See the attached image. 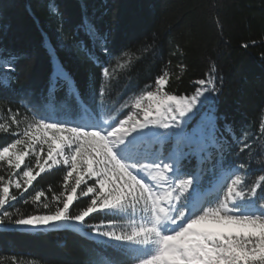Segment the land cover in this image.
Listing matches in <instances>:
<instances>
[{"label": "trees", "instance_id": "1", "mask_svg": "<svg viewBox=\"0 0 264 264\" xmlns=\"http://www.w3.org/2000/svg\"><path fill=\"white\" fill-rule=\"evenodd\" d=\"M85 17L108 34L107 53L82 27ZM10 53H16L14 60ZM57 65L70 73L77 95L66 99L67 89L58 87L55 96H47ZM104 68L108 76L103 75ZM164 72L168 84L163 91L177 96L193 95L200 87L197 82L211 74L219 92L209 97L206 107L215 109L221 126L232 125L233 140L238 137L251 146L236 163L251 162L252 170L241 175L246 177V187L256 184L264 176L258 163L264 161V0H0V124L7 128L15 114L19 123L12 124V132L20 133L13 136L0 130V145L24 140L17 150L29 152L25 163L35 174L37 154L47 168L48 151L47 144L39 141L34 149L28 148L29 140L23 135L38 119L35 109L76 123H95L97 113L102 120L118 122L136 111L132 106L140 97L142 107L158 103L163 92L151 101L146 92L157 91L155 79ZM198 116L188 122L189 127ZM22 169L26 170L23 164ZM66 173L67 166H54L24 191L23 182L21 189L14 187L22 171L0 162V176L13 181L10 196L18 197L0 209V216L7 211L14 220L62 207L53 197L63 193V199L70 191L64 184ZM215 182L205 171L200 200L215 203ZM73 183L69 178L68 184ZM38 191L44 196L33 202ZM88 202L87 198L74 202L70 215L78 214ZM113 218L95 215L79 230L2 223L0 264H108L113 259L135 264L89 227ZM116 219L123 224L127 218Z\"/></svg>", "mask_w": 264, "mask_h": 264}, {"label": "snow or ice", "instance_id": "2", "mask_svg": "<svg viewBox=\"0 0 264 264\" xmlns=\"http://www.w3.org/2000/svg\"><path fill=\"white\" fill-rule=\"evenodd\" d=\"M82 27L107 53L108 34L101 33L87 17ZM15 57L16 53H10L12 60ZM103 75H109L107 68ZM167 76V72L157 76V91L146 92L150 101L163 92L155 106L142 107L140 97L132 106L136 111L118 122L113 118L109 123L97 113L95 123H76L53 119L47 112L35 109L38 119L23 135L31 137L33 127L44 130L39 143L48 147L44 158L47 168L37 154L39 171L33 174V168L25 163L29 152L12 151L25 144L22 139L0 145V162L22 171L24 191L41 173L54 166H67L64 184L70 191L63 199V193L53 197L62 203L54 212L13 220L12 214L4 211L0 224L10 222L33 229L71 226L79 230L89 218L101 215L114 218L89 225L92 233L130 256L135 264H264V176L246 187V177L241 173L252 170L251 162L236 163L251 146L238 137L233 140L232 125L225 122L221 126L215 109L206 107L209 97L219 92L211 74L197 82L200 87L190 96L164 92ZM58 87L67 89L66 99L77 95L75 82L62 65L52 71L47 96H55ZM197 116L189 127L188 122ZM10 121L7 128L0 124V130L20 135L12 132V124L19 123L15 114ZM237 143L242 147L237 148ZM166 144L170 145L167 151ZM27 147L34 149L36 144L29 143ZM234 152L238 154L233 156ZM258 163L259 170L264 171V161ZM205 171L218 184L215 203L197 200ZM69 178L74 179L71 185ZM12 183L0 176V209L18 199L10 196ZM14 187L22 188L19 180ZM42 196L43 192H36L33 202ZM81 198L89 202L78 214L70 215V206ZM43 207L48 208V204ZM125 217L123 224L116 219ZM138 252L142 254L136 255ZM108 264L121 262L113 259Z\"/></svg>", "mask_w": 264, "mask_h": 264}, {"label": "rangeland", "instance_id": "3", "mask_svg": "<svg viewBox=\"0 0 264 264\" xmlns=\"http://www.w3.org/2000/svg\"><path fill=\"white\" fill-rule=\"evenodd\" d=\"M43 132H44L43 129L37 130V129L34 127L32 130H30L31 137H30V136H27L26 138H27V140H29V143H30V142H31V143L38 142L39 139H40V137H41V135L43 134ZM56 135H60V133H57ZM64 135H66V133H64ZM48 136L51 137V136H52V133L49 132V133H48ZM17 149H18V146H17L16 149H14V150H12V151H17V152H18ZM67 154H68V152H67V150H66V151H65V155H67ZM24 179H25V178H23V176H21V178H19L18 180L20 181V183H22V182L24 183ZM15 181H17V180H15ZM15 181H14V182H15ZM200 196H201V193L198 192V193H197V200H199Z\"/></svg>", "mask_w": 264, "mask_h": 264}]
</instances>
